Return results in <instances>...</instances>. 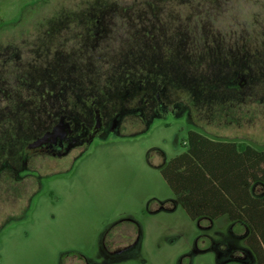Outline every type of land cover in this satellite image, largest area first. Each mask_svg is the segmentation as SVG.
I'll return each mask as SVG.
<instances>
[{"label": "rangeland", "instance_id": "1", "mask_svg": "<svg viewBox=\"0 0 264 264\" xmlns=\"http://www.w3.org/2000/svg\"><path fill=\"white\" fill-rule=\"evenodd\" d=\"M189 130L264 150V0H0V264H253L161 175Z\"/></svg>", "mask_w": 264, "mask_h": 264}, {"label": "trees", "instance_id": "2", "mask_svg": "<svg viewBox=\"0 0 264 264\" xmlns=\"http://www.w3.org/2000/svg\"><path fill=\"white\" fill-rule=\"evenodd\" d=\"M185 146L160 170L176 201L192 220L225 217L245 224L249 231L243 243L253 264H264V192L251 193L253 184L264 187V150L194 130L188 131Z\"/></svg>", "mask_w": 264, "mask_h": 264}, {"label": "flooded vegetation", "instance_id": "3", "mask_svg": "<svg viewBox=\"0 0 264 264\" xmlns=\"http://www.w3.org/2000/svg\"><path fill=\"white\" fill-rule=\"evenodd\" d=\"M144 82L145 80H142V79H137V80L132 79V80H127L124 82L125 85L127 86V89L125 90L124 94L131 95L130 101H135V99L138 97L139 90H141ZM147 94L148 92L146 90H144L141 94V96L144 97L143 101L141 102L142 105L148 103ZM156 95L158 98L157 104L160 107H162L163 101L160 98V92L158 91V87L156 90ZM82 100L83 102L87 104L89 109H91V112L93 115V124H91L90 132L95 133L97 131H100L103 128V120L105 118L104 116H102V107L99 106L100 104L98 100L95 97H92V99L89 102H87L86 97H83ZM115 107L116 105L113 102L112 103L110 102L109 107H107V109L113 110V108ZM140 109H141V106L140 107L128 106V107H125L120 113L126 114V113H129V111H133V110L139 111ZM84 120H81L75 116H72L71 118L67 119V116L64 115L60 117L50 129L46 130L45 132H43L42 135L37 137L36 140L43 139V143L41 145L51 144V143L56 144L60 139L65 140L69 138H76L77 136L76 131L79 132V136H82L83 138H85L88 135L90 124H87V122ZM114 122H115V118L111 121V125H113Z\"/></svg>", "mask_w": 264, "mask_h": 264}, {"label": "crops", "instance_id": "4", "mask_svg": "<svg viewBox=\"0 0 264 264\" xmlns=\"http://www.w3.org/2000/svg\"><path fill=\"white\" fill-rule=\"evenodd\" d=\"M209 138H211V137H209ZM219 138H221V137H214L211 139L220 140V141L235 142L233 140L219 139ZM256 187L259 188V190L256 191L255 190ZM251 190H254L256 195H261L264 192V187L261 184H253L251 186ZM195 221L199 222L200 225L204 228H214L215 234L220 236V237H222V236L235 237L236 236V237L242 238V240H244L245 236L247 235V233L249 231L248 227L245 224L240 223V222L227 221L225 217H221V218H218L215 220L207 218V217H200V218L196 219ZM133 224H135V223L133 222ZM221 245L222 244L220 243L219 246H221ZM111 253H114V252L111 251Z\"/></svg>", "mask_w": 264, "mask_h": 264}, {"label": "water", "instance_id": "5", "mask_svg": "<svg viewBox=\"0 0 264 264\" xmlns=\"http://www.w3.org/2000/svg\"><path fill=\"white\" fill-rule=\"evenodd\" d=\"M43 143V139H38L36 141H34L33 143H31V146H38L41 145Z\"/></svg>", "mask_w": 264, "mask_h": 264}]
</instances>
